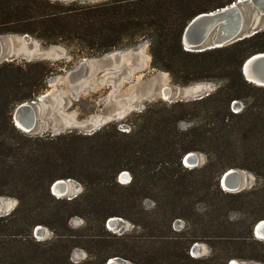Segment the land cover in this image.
Here are the masks:
<instances>
[{"label":"trees","instance_id":"trees-1","mask_svg":"<svg viewBox=\"0 0 264 264\" xmlns=\"http://www.w3.org/2000/svg\"><path fill=\"white\" fill-rule=\"evenodd\" d=\"M236 1L0 0V37L28 35L44 47H74L84 58L147 41L152 68L169 73L174 84L216 85L202 99L148 104L126 118L129 131L110 123L90 135L33 136L16 126L14 112L49 90L62 63L1 62L0 198H15L18 205L0 216V264H108L114 258L133 264H264V240L255 236L264 221V86L243 73L248 59L264 53V30L202 52L183 44L196 16ZM237 102L243 107L234 112ZM184 122L188 127L181 129ZM191 152L205 154L206 163L186 167ZM230 169L253 174L256 184L224 190L220 179ZM124 171L132 175L128 184L119 181ZM69 179L84 191L73 199L55 196L51 186ZM75 216L85 220L83 227L71 226ZM115 217L135 231L113 233L107 224ZM39 226L49 228L52 238L37 239ZM196 244H206L210 255L193 256ZM76 249L88 257L74 262Z\"/></svg>","mask_w":264,"mask_h":264},{"label":"rangeland","instance_id":"rangeland-1","mask_svg":"<svg viewBox=\"0 0 264 264\" xmlns=\"http://www.w3.org/2000/svg\"><path fill=\"white\" fill-rule=\"evenodd\" d=\"M257 22H264V16L257 15ZM6 56H13L18 61L50 60L62 63L60 73L49 79V90L40 97L42 100H37L34 105L37 113L36 128L31 133L26 132L33 136L59 135L69 131L90 135L110 123H118L119 129L129 131L130 126L125 123L126 118L134 112L143 111L150 103L159 100L165 102L193 100L196 91L205 94L216 89V85L209 82L187 87L174 84L169 73L152 68L150 44L147 41H142L136 47L116 50L100 57L84 58L74 47L65 45L44 47L40 41L27 35L1 36L0 58ZM165 89H169V97L165 96ZM242 107L243 104L237 102L232 109L239 112ZM186 127H188L186 122L180 125L181 129ZM196 153L201 160L199 167L203 166L207 161L206 155ZM242 176L245 189L252 188L257 182L256 177L247 171H243ZM119 181L128 184L132 178L122 181L120 174ZM69 186L70 193L65 198L79 195L84 191L83 185L75 180L69 182ZM144 204L148 209L154 205L152 200H146ZM17 205L18 201L15 198L1 197L0 216L10 214ZM112 219H117L116 224L112 226L107 224V227L113 233L121 235L135 231V226L131 222L120 217ZM70 224L73 228H81L85 225V220L75 216ZM183 226L182 220L175 223L176 229ZM39 227L41 229H38ZM39 227L35 229L34 234L37 239L52 238L49 228ZM210 253L211 250L206 244H196L191 252L195 257L208 256ZM87 257L86 251L76 249L72 259L78 263ZM118 259L117 264H133ZM241 262L261 264L253 261Z\"/></svg>","mask_w":264,"mask_h":264},{"label":"water","instance_id":"water-1","mask_svg":"<svg viewBox=\"0 0 264 264\" xmlns=\"http://www.w3.org/2000/svg\"><path fill=\"white\" fill-rule=\"evenodd\" d=\"M257 15L264 16V0H237L224 8L217 9L209 13H202L196 16L186 27L183 34V44L186 50L191 52H202L214 48H220L247 37H251L264 30V22H257ZM28 36V35H27ZM4 59V60H3ZM13 56L0 58L3 61L14 60ZM243 73L247 80L249 74L264 82V53L257 54L248 59L243 66ZM264 86L262 84H258ZM167 93H170L169 89ZM193 100L202 99L209 95V92L202 94L196 91ZM39 98L38 101H41ZM37 101L27 102L19 105L14 112V122L17 127L27 133H31L36 128L37 113L34 105ZM18 121L23 123L28 130L20 127ZM200 157L196 152H191L184 157L183 163L188 168L199 167ZM244 170L230 169L223 174L220 179L221 186L228 192H240L243 188L242 174ZM127 174L129 179L131 173L124 171L121 177ZM72 180H59L51 186L52 193L57 197H67L69 195V182ZM78 196V195H76ZM68 197L73 199L74 197ZM117 219L109 221V225L116 224ZM261 223V222H260ZM260 223L255 228V235L261 231ZM38 229H41L39 227ZM262 239V238H261ZM264 240V238H263ZM118 258L111 259L108 264H117ZM241 261L233 260L230 264H241Z\"/></svg>","mask_w":264,"mask_h":264},{"label":"bare ground","instance_id":"bare-ground-1","mask_svg":"<svg viewBox=\"0 0 264 264\" xmlns=\"http://www.w3.org/2000/svg\"><path fill=\"white\" fill-rule=\"evenodd\" d=\"M249 78H250V80L255 81V82L258 83V84H262V85H264V82H263V81L257 79L256 77H253V76L250 75V74H249ZM167 90H168V89H165V93H164V94H165L166 97H169V96H168L169 93H167ZM18 125H19L20 127H23L24 129L28 130L27 127H26L23 123H21V122H19V121H18ZM121 179H122V181H127V180L129 179V177H128L127 174H125V175H123V176L121 177ZM260 229H261V231L258 232V236H259L260 238L263 239V238H264V221H262V222L260 223Z\"/></svg>","mask_w":264,"mask_h":264}]
</instances>
